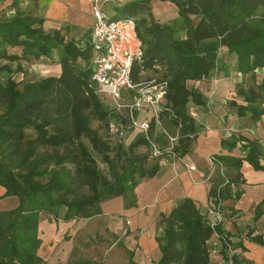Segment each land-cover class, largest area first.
Segmentation results:
<instances>
[{"label":"trees","instance_id":"16d2710c","mask_svg":"<svg viewBox=\"0 0 264 264\" xmlns=\"http://www.w3.org/2000/svg\"><path fill=\"white\" fill-rule=\"evenodd\" d=\"M150 1L126 4L110 17L132 18L136 23L143 59L142 70L136 66L133 79L144 78L140 74L143 71L155 72L153 74L168 80L165 96L168 111L162 113L163 123L169 129L180 125L178 149L184 156L199 133L187 107L190 102H203L201 95L187 86V81L201 80L215 65L212 58L201 53V42L217 38L220 46L235 54L236 70L241 74L264 69V0H161L177 8L178 15L170 23L155 20L149 10ZM42 24L41 18L20 10L0 17V103L3 108L0 112V186L4 195H14L18 200L14 208L0 211V264H44L37 254L41 243L37 236L39 212L56 218L58 208L63 206L64 220L89 218L100 214V204L114 197H121L125 208L132 207L136 202L134 189L138 180L152 178L159 171V163L150 161L146 151L138 152L140 146H146L141 135H136L128 146L112 145L90 125L89 113L105 130L108 120L114 117L111 109L108 111L93 93L91 45L65 40L56 31L46 33ZM180 31L184 32V37L179 36ZM15 47L20 49L18 54L8 50ZM55 52L60 66L58 76L21 84L12 78L2 81L1 73L9 69L6 61L51 57ZM262 91L264 81L258 89L239 90L246 104L230 103L237 115L249 113L253 121L258 119L264 111L258 100L263 97ZM29 129L33 130L31 138ZM249 143L245 159L253 168L263 169L258 161V150ZM40 147L44 150L40 151ZM92 151L100 155L107 174L99 169ZM16 156L20 158L18 166L35 156L37 164L33 163L23 174L15 172L4 159ZM215 157L223 168L229 166L237 170L241 163L238 158ZM50 162L56 168L39 170V165ZM47 173V182L33 179ZM232 181L228 178L221 187V178L211 191V202L215 198L222 200ZM81 186L87 187V193L80 192ZM220 213L224 215L222 207ZM208 222L209 217L203 216L190 198H183L168 214H160L155 234L159 256L153 264H210L212 256H218L226 264L227 244L232 249V264L243 263L235 255L221 222H217L214 229ZM214 231L224 238L219 254L212 252ZM253 240L264 245L259 236ZM129 263L132 264L131 259Z\"/></svg>","mask_w":264,"mask_h":264},{"label":"crops","instance_id":"0c3cea01","mask_svg":"<svg viewBox=\"0 0 264 264\" xmlns=\"http://www.w3.org/2000/svg\"><path fill=\"white\" fill-rule=\"evenodd\" d=\"M138 1L141 0H111L103 3V9L108 5L113 14L109 16H115L117 8ZM16 10L41 18L46 33L56 31L65 40L90 44L93 13L88 0H0V12L4 17L13 15ZM149 10L155 20L162 23H170L178 15L177 8L169 1L151 0ZM179 36L184 37V32L180 31ZM208 40L201 42V53L208 56L206 52L209 51L205 50L212 47L213 56L209 58L215 61L214 68L201 80L187 81V86L198 92L203 101L201 104H189L194 107L197 114L195 122L199 127V133L189 152L173 163L159 164V171L154 177L140 178L134 189L136 202L132 207L125 208L121 197H114L100 204L102 212L97 214L100 219L107 218L104 214L111 210L113 212L110 213H117L128 220L126 223L129 230H140L138 240L144 244L143 250L136 252L126 247L127 264H130L129 259L132 264H145L150 247L157 244L155 235L150 239L148 232L143 229L141 231L140 227L149 226L151 221L158 222L160 214H168L183 198H190L200 213L208 218L206 210L211 205L210 194L221 180V172L233 180L220 202L224 213L220 221L222 230L228 234L235 255L243 262L241 264H264V245L253 240L259 236L264 241V168L255 169L245 159L250 148L249 142H252L259 152V164L264 166V111L255 121L249 113L237 115L235 107L230 103L246 104L238 91L250 88L248 84L251 81L246 80L248 74H241L236 70L234 53H229L220 46L217 38ZM261 94L263 97L258 100L264 110V92ZM132 140L129 136L128 145ZM209 155L238 158L241 163L237 170L229 166L223 168L211 164ZM237 174L238 178L235 179ZM17 203V197L4 195V189L0 186V211L10 210ZM94 217L95 215L93 219ZM77 222L73 219L75 226ZM74 224L73 228H76ZM40 226L39 223V228ZM72 241L71 238L70 242ZM44 247L41 238L37 254L45 264H54L56 258H59L57 252L47 253ZM64 256L67 258L62 253L61 257ZM210 264L225 263L218 256H212Z\"/></svg>","mask_w":264,"mask_h":264},{"label":"built area","instance_id":"2783aa9c","mask_svg":"<svg viewBox=\"0 0 264 264\" xmlns=\"http://www.w3.org/2000/svg\"><path fill=\"white\" fill-rule=\"evenodd\" d=\"M88 1L93 13L90 83L96 96L112 104L114 117L108 120L106 129L109 138L120 144L127 139L128 132H131L132 139L141 135L146 141L149 159L159 164L180 160L183 157L178 149L180 125L169 129L162 118V113L168 111L165 98L168 80L160 76L144 77L138 81L133 79V70L136 66L142 70L143 59L142 42L135 21L132 18H111L103 9V3L111 0ZM143 73L140 71L141 75ZM187 113L194 120L197 118L192 105L187 107ZM208 160L213 165L217 164L215 155H209ZM220 174L222 187L228 182V177L223 172ZM220 202L215 198L206 211L212 229L222 220ZM212 239V252L219 254L224 238L214 231ZM231 252V246L227 244L224 250L226 264H232Z\"/></svg>","mask_w":264,"mask_h":264},{"label":"rangeland","instance_id":"374dc122","mask_svg":"<svg viewBox=\"0 0 264 264\" xmlns=\"http://www.w3.org/2000/svg\"><path fill=\"white\" fill-rule=\"evenodd\" d=\"M105 8L108 15H113L112 10L110 7H108V5H106ZM0 17H4V14H1V12ZM8 50L17 54L20 51L18 47L9 48ZM205 51H209L206 52V55H208L207 57L213 56L212 47L207 48ZM57 58V53H53L51 57L41 56L38 59H27L23 57L18 62L6 61V63L9 64V69L7 68L6 71L1 73L2 81L4 82L5 79L12 78L21 84L22 82L35 81L46 76H58L60 74V66L58 64ZM153 73L155 72H144L142 76L146 78L158 76L157 73ZM246 80L247 82L251 81L248 86L258 89V87L264 81V69L257 70V72L254 74H248ZM99 100L101 101L102 105L107 107L108 111L112 108L110 101L104 98ZM2 109V104L0 103V112H2ZM89 114L90 125L97 129L99 134L103 136L108 142H110V144H115L116 141L113 140V138H109V135L105 130V126L102 125V123H100V121L96 119L93 114ZM130 134L131 132L127 133V139L124 143L125 146H128ZM28 136L29 138L33 137V130H28ZM7 150H10V148H7ZM39 150L43 151L44 149L40 147ZM58 151L61 152L62 150ZM138 151L144 152L145 150L143 147H139ZM92 153L101 172L103 174H107V166L101 160L100 155L95 151H92ZM21 155V153L18 154L19 157ZM18 156L4 159V162H8L10 167L15 170V172L23 174L31 167L33 163L34 165L37 164V156H35L34 158H31L27 162H24L18 166L20 163V158H18ZM39 166V170L46 168V171L56 168L53 162H50L47 165L43 163L42 166ZM68 166L71 167L70 164H67V167ZM225 175L227 176V174ZM33 179L35 181L44 183L49 180V175L47 173V175L40 177L35 176ZM79 190L82 193H87L86 186H81ZM57 211L58 216L56 218L46 212H39L37 224V236L40 238V241L41 238H43V242L45 244L44 250L47 253L49 251H56L58 254L59 258H56L54 264H127L125 262L126 258L128 260V257L125 256V253H128L126 247L132 248L136 252L143 250L144 244H142L141 241L139 242V237L141 235L140 230L137 228L132 231L129 230V225L126 223L128 220L117 213H110L113 212L111 210L104 214L107 218L100 219V217H97V215H95L94 219L93 216L89 218H75L78 221L76 226L73 223V219H63V214L65 211L63 206H60ZM110 217L114 220H112ZM114 222H117V224H114ZM156 222L157 220L151 221L149 226L146 225L144 227H140L141 231L143 229L144 232H148L147 236L150 239L156 233ZM39 223L41 225V229L39 228ZM73 224L76 228H73ZM71 238L73 240L72 243L70 242ZM62 253L66 254L67 258L66 256L61 257ZM158 256V247L155 243L150 247V251L145 258V264H153L157 260ZM45 263L46 262H44V264ZM47 264H50V262Z\"/></svg>","mask_w":264,"mask_h":264}]
</instances>
